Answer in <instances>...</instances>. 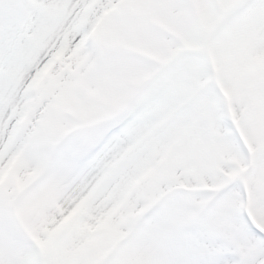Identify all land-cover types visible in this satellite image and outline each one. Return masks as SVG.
<instances>
[{"label": "snow or ice", "instance_id": "6c2138e0", "mask_svg": "<svg viewBox=\"0 0 264 264\" xmlns=\"http://www.w3.org/2000/svg\"><path fill=\"white\" fill-rule=\"evenodd\" d=\"M0 264H264V0H0Z\"/></svg>", "mask_w": 264, "mask_h": 264}]
</instances>
